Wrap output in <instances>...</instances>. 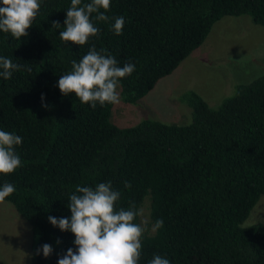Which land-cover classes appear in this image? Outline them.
Returning a JSON list of instances; mask_svg holds the SVG:
<instances>
[{"label": "trees", "instance_id": "1", "mask_svg": "<svg viewBox=\"0 0 264 264\" xmlns=\"http://www.w3.org/2000/svg\"><path fill=\"white\" fill-rule=\"evenodd\" d=\"M39 2L27 36L17 40L0 31V57L32 69L0 76V130L23 138L15 147L21 166L0 174V187L14 185L4 202L37 233L31 264H57L69 248L75 252L74 235L48 217L70 218L67 205L76 187L108 181L121 193L117 209L131 203L140 209L148 199L152 224L164 222L143 235L138 264L157 254L170 264H264V225L242 226L264 197V74L239 85L217 108L185 92L187 125L143 120L119 128L110 122L113 104L92 108L58 88L72 62L95 46L120 66L136 65L119 81L123 102L136 104L222 18L247 16L264 27V0H110L105 14L125 18L122 34H115L114 20L95 21L93 13L100 32L85 45L59 37L71 0ZM44 244L53 249L48 257L37 254Z\"/></svg>", "mask_w": 264, "mask_h": 264}, {"label": "clouds", "instance_id": "2", "mask_svg": "<svg viewBox=\"0 0 264 264\" xmlns=\"http://www.w3.org/2000/svg\"><path fill=\"white\" fill-rule=\"evenodd\" d=\"M40 6L39 0H0V31L10 33L17 40L27 36L26 30L32 26ZM109 8L110 0H90L84 4L82 0H71V6L66 11L64 30L60 31L59 37L75 45H85L89 37L97 36L100 32L93 21V13H96L95 21L114 20L113 30L115 34L121 35L125 18H110L105 14ZM52 28H60L59 22L52 21ZM0 67L3 68L0 76L4 79H10L15 71H32L30 67L13 63L12 59L6 57H0ZM135 68L133 63L120 66L111 54L98 52L92 46L79 63L72 62V71L60 76L58 88L64 95L74 93L81 103H90L92 108L97 103L102 106L105 103L119 104V81L130 76ZM22 139L15 133L0 130V174L13 173L21 166L15 147L21 145ZM15 191L13 184L4 183L0 187V203ZM120 197V191L112 188L111 181L99 183L94 188L76 187L67 205L70 218L48 217L53 226L61 231H70L75 237V252L69 248L57 264H138L141 239L148 231V222H134L143 215V209H137L135 203H131L128 209H117L115 205ZM163 224L162 219L156 220L151 231L162 228ZM41 251L44 257H48L53 249L51 245L44 244L37 254ZM149 264H170V261L157 254Z\"/></svg>", "mask_w": 264, "mask_h": 264}, {"label": "rangeland", "instance_id": "3", "mask_svg": "<svg viewBox=\"0 0 264 264\" xmlns=\"http://www.w3.org/2000/svg\"><path fill=\"white\" fill-rule=\"evenodd\" d=\"M264 74V27L255 25L247 16L224 17L216 22L204 43L187 57L169 76L138 103L113 105L110 122L125 128L143 120L165 124L187 125L191 121L189 107L181 101L188 91L200 95L211 108L234 95L239 85L248 84ZM117 91L120 94V88ZM141 220H147L152 235L149 200L142 204ZM264 225V197L242 224ZM37 233L7 202L0 203V264H31Z\"/></svg>", "mask_w": 264, "mask_h": 264}]
</instances>
